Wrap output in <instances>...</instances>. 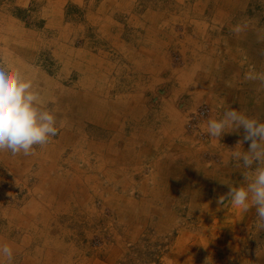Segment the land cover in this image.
Listing matches in <instances>:
<instances>
[{
  "label": "rangeland",
  "instance_id": "obj_1",
  "mask_svg": "<svg viewBox=\"0 0 264 264\" xmlns=\"http://www.w3.org/2000/svg\"><path fill=\"white\" fill-rule=\"evenodd\" d=\"M225 1L230 18L212 19L222 11L217 0H0V58L33 81L58 128L29 154L0 150V243L20 245L11 264H240L262 246L255 208L243 212L228 198L229 187L244 186L257 166L246 169L229 152H247L251 141L209 137L206 121L220 117V108L195 98L211 69L218 82L228 62H239L243 73L258 56L264 64V0ZM193 27H218L220 35L190 36ZM192 79L202 83L195 88ZM91 83L123 112L140 106L143 119L124 114L108 128L105 116L85 113L81 99ZM171 91L177 96L168 107L181 119L177 135L198 150L195 162L169 161L160 151L163 134L159 154L152 144L136 150L134 129L160 114L157 99ZM201 106L207 112L189 125L188 115ZM162 126L156 118L159 135ZM89 141L111 142V166L126 179L109 201L91 184L80 191L87 182L80 170L94 173L79 150ZM127 154L135 159L129 165ZM181 171L191 174L190 186L172 195L171 174ZM63 192L70 195L61 203ZM142 199V211L126 213Z\"/></svg>",
  "mask_w": 264,
  "mask_h": 264
},
{
  "label": "clouds",
  "instance_id": "obj_2",
  "mask_svg": "<svg viewBox=\"0 0 264 264\" xmlns=\"http://www.w3.org/2000/svg\"><path fill=\"white\" fill-rule=\"evenodd\" d=\"M47 104L31 79L22 76L6 58H0V150L29 154L34 145L46 144L54 137L57 120ZM240 127L245 130L243 140L251 141L248 151L233 150L228 158L242 161L246 169L254 163L257 166L244 186L229 187L228 198L243 212L254 207L257 226L264 230V122L230 108H225L220 117L206 121V133L216 140L222 133ZM222 201L219 197L218 203ZM12 258V248L0 244V264H11Z\"/></svg>",
  "mask_w": 264,
  "mask_h": 264
},
{
  "label": "crops",
  "instance_id": "obj_3",
  "mask_svg": "<svg viewBox=\"0 0 264 264\" xmlns=\"http://www.w3.org/2000/svg\"><path fill=\"white\" fill-rule=\"evenodd\" d=\"M218 1L220 3L219 6L220 8H222V11H219L217 13L214 12L215 15L213 14L212 19L223 18V17L230 18V14H232L233 12L227 11V8H226V13L223 14L225 11V7H224L225 4L223 2H226V1L217 0V2ZM210 28L198 30L196 29V27H193L192 29H189V31L192 32V34H189V35L190 36H198V35L203 36V35H210V34L220 35V28L218 27L212 28V29ZM155 30L158 34L161 29L155 28ZM242 31L245 32L244 29L242 30L239 29L238 32H242ZM155 40L157 44L161 42L159 39L158 40L155 39ZM252 41H254V39ZM162 44L160 45V47L162 46ZM226 65H228L230 69L227 70V73L225 74L226 70L223 71V69L226 68L227 66L222 65V72L220 73L219 72L220 70H219L217 73V75L220 78L218 82H214V78H217V77L213 75L212 69L207 74L206 78L204 79L203 85L199 86L196 83V82H201L199 79L190 80L189 82L190 86L192 85L196 88V85H198L199 87V89L195 90L196 93L198 92L195 98L196 99L204 98V100L208 98L207 102L209 103L212 102L211 104L215 103L216 106H219L220 115H222L225 108H230L238 112H241L250 118H254L258 122H264V72L263 73L261 72L262 68L264 69V64L261 65L259 56L257 57L256 61L253 62L252 69H249L248 65L246 66L243 65V67L244 66L247 67V70H245L244 73L242 72L243 70L240 69L242 67H239V62L237 63L236 66L235 64L231 65V63L229 62ZM216 66L217 65H214L212 68H215ZM234 69H236V71H234ZM197 73L200 74L199 72ZM209 74H211V76ZM195 75H196V72H195ZM242 75L243 76L245 75V77H243ZM242 77L244 78L245 81H242ZM200 79H201V76H200ZM210 83H213V85H209ZM190 86H188L187 88L190 89ZM212 87L214 89V93H216V95L219 94V96L217 95L219 98L217 96L212 95L213 93ZM176 94H177L176 92L174 93L171 91L169 92V94L164 95L163 97H160L157 99L158 101H160L158 105L160 103L161 104H160V108L154 109V111H156L155 112L156 114L160 111V114H157V116L155 115V119L153 120L151 119L150 121V119L145 118L146 120L144 119V121H141L143 119L142 114L139 113V111L141 110V107L134 106L135 108L132 107L131 111L129 109L130 112L128 111V108H126L125 112L121 110L122 113L118 111L117 121L114 126L120 123V119L122 115L124 114L128 115V113H130L133 120L135 119L134 121L136 123H138L137 121L138 116L140 117L141 115L142 117L140 120L141 123H140L139 132H137L138 130H135V129L133 131L135 132L133 134V137L134 138L137 137L138 143H139L138 145H140L139 149H136V150H141V153H143L144 150L147 148L146 145L152 144L153 148L156 149L155 152L159 154L158 144L159 145L161 144L162 140H160V137L163 134L165 146L164 147L162 146L160 150L161 153L167 154V158L172 163L176 161L179 163L186 164L185 158H187L190 161L195 162L198 160L199 153L196 148L191 147V143L189 144L190 147L188 145H185V143L187 142L184 143V141L188 139L187 137L185 140L181 141L182 137L177 135L178 132H176L175 127L179 126L178 123H180L181 119L177 113L173 112L174 110L173 108L168 107V105H172L174 103L173 101L175 100L177 96ZM202 94H206V95L201 96ZM156 105H157V102H156ZM114 107H116V105H114ZM158 115L160 117H158ZM165 116L169 117V120L168 118L166 119ZM162 117H163V120H162ZM156 118L160 119L161 123H163V126L161 127L160 135L154 130ZM223 134L224 133H222V135L220 136V138H223V140H228L232 138L235 141L234 143L236 144H238L237 141H242L241 143H239L240 146L243 144L249 143L248 141L243 140L245 130L242 127L233 129L230 132H225V135ZM133 157H130V154H127V160L125 161V164L129 165V162L131 160H135ZM228 163L229 162L227 161L226 164L228 165ZM171 175L173 176V180H170V182L168 183V186L171 188V190H169L171 191V194L175 195V194L184 193L185 191H183L182 188L186 189L185 186H188V187L190 186L189 181H191V178H192L191 174L188 173L187 175L181 171L179 173H173ZM153 176L156 177L157 175L154 174ZM185 179L188 181L187 182L188 184H184ZM169 191H166V192H169ZM4 244H7L9 247H11L13 251L18 250L20 248V245L17 246V244L15 242H12L11 240L6 241ZM239 260H240V264H264V242L262 243V246L256 251V253H254L252 257L240 258Z\"/></svg>",
  "mask_w": 264,
  "mask_h": 264
},
{
  "label": "bare ground",
  "instance_id": "obj_4",
  "mask_svg": "<svg viewBox=\"0 0 264 264\" xmlns=\"http://www.w3.org/2000/svg\"><path fill=\"white\" fill-rule=\"evenodd\" d=\"M90 86L89 85L87 86L89 89L88 91H90V95L88 97L86 96L84 99H81V103L86 109L85 113L95 118H102L105 116V119L107 120L106 123L107 125H109L108 128H111L112 125L114 126L116 124L118 111L121 113L122 111L121 109H117L116 107H114L111 101L109 99H106L107 97L105 98L104 96H102L101 88L99 89V87H95L93 84L91 87ZM79 150L82 151L83 153L82 158L88 164V169L90 167V170L94 172V173H88L86 167L80 170L81 172H83V175L85 176L86 179L85 181H87L84 182V185H82L81 187L82 189L80 188L81 189L80 191H84L85 189L89 188L87 186L91 184L90 189L93 190L95 189L96 193L98 189L105 190V192L109 194L108 197L109 199H106V201H109L112 199L113 194L115 195L114 193L115 187L120 186V191L126 188L125 185L126 179L123 176H121L119 173H117L116 170L111 166V164L113 163V159H111V156L109 155L111 151L110 141L108 143L89 141L83 144V146H81ZM90 158L93 159L92 163L89 162ZM126 160H127V155L125 156L124 163ZM97 172H99L102 175V177L108 184H102L101 177L100 178L97 177L96 174ZM123 172L124 173L127 172V169H125V167ZM72 181H70V183L73 185L74 182ZM110 183L114 184V187L111 186ZM69 195H70L69 192L68 193L63 192L62 195L63 197H60L61 203L62 200L68 197ZM143 200L144 199H142L140 202L137 203L132 202L129 206H126V213L131 214V212H137V210L142 211V208L139 205H144ZM59 209H60V205L56 207V210Z\"/></svg>",
  "mask_w": 264,
  "mask_h": 264
},
{
  "label": "built area",
  "instance_id": "obj_5",
  "mask_svg": "<svg viewBox=\"0 0 264 264\" xmlns=\"http://www.w3.org/2000/svg\"><path fill=\"white\" fill-rule=\"evenodd\" d=\"M207 112V107L206 106H201L198 109H196L195 111H192L189 115H188V123L189 125H196L198 119L203 116L205 113Z\"/></svg>",
  "mask_w": 264,
  "mask_h": 264
}]
</instances>
